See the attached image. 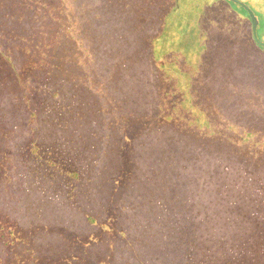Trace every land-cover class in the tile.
Listing matches in <instances>:
<instances>
[{
  "label": "trees",
  "instance_id": "16d2710c",
  "mask_svg": "<svg viewBox=\"0 0 264 264\" xmlns=\"http://www.w3.org/2000/svg\"><path fill=\"white\" fill-rule=\"evenodd\" d=\"M229 1L237 3L252 22L246 7L238 1ZM188 2L189 0H0V75L6 77L5 81L0 79V137L34 136L30 126L42 120L44 114L45 119L48 118L46 122L50 123L49 128L56 135L60 127L72 123L78 124L83 130V140H89L90 143L94 141L93 145L100 146L96 144L97 139L112 140L109 137L114 138L122 148L126 143L130 157L134 158L132 162L137 167L132 171L141 170L138 160L149 152L146 146L150 140L177 138L183 142L194 137L197 141L192 149L194 153L186 155V150L180 147L182 145L178 146L175 163L171 151L166 148L164 150L163 156L171 160V167H163L165 171H178L182 175L187 169L191 170L183 181L180 178V183L176 182L174 185L184 190L183 195L172 197L178 202V206L173 208L166 205L168 208H163L164 217H173L171 219L174 220L165 230L176 233L181 238L208 234L212 240L215 238L209 247L221 239L259 236V239L248 243L249 253L259 255V263L264 264V192L261 191L258 198L257 189L260 186L257 185L256 189L244 186L231 191H219L213 183L202 181V175L194 173H213L218 184L225 188L228 183H236L234 172L227 173L228 168H216L217 163L222 166L226 164L223 158L220 157L215 162L206 158L207 147L201 141L206 136L221 135L223 140L227 136L242 137L245 133L257 136V141H239L233 150L240 157L248 159L247 166L254 161L264 169V141L261 140L264 137V121H257V115L252 111L244 114L245 111L236 104L233 109L244 115L243 121H237L239 117L233 119L234 115L229 112L228 116H224L226 112L211 115L210 109L214 105H207L210 90L206 93L203 89L200 91V87L204 88V81L199 79L201 75L186 71L188 61L199 71L198 66L210 69V64H214V55L208 47L213 39L207 28L209 4L192 2L189 7ZM194 5L198 7L196 16L187 18L184 14ZM257 18L258 34L259 26L264 29V17L260 15ZM195 25L200 29L193 31ZM251 36L255 46L264 49L256 40L253 29ZM196 42L200 49H195ZM227 42L226 48L231 46L230 48L237 49L232 47L237 42V36H232ZM191 47L195 50L191 51ZM245 49H240V52ZM220 57L224 58L223 55ZM256 60L257 63L253 66L252 58L229 57L228 60L223 59L219 68L241 88L242 81L238 78V73L244 74L241 65H249L244 85L254 75L258 78L264 76L262 59L258 57ZM211 71L218 73L216 70ZM223 74L221 77L224 78ZM189 75L196 77L193 79ZM17 83L32 93L37 90L38 94L26 101L20 94L12 92ZM6 89L10 90L12 100L7 97ZM47 90H50V99L46 97L49 92ZM30 117L34 119L31 125L21 123V118ZM60 122L63 124L60 125ZM97 136L101 139L95 138ZM133 141L139 144H132ZM94 158L97 157L93 153L92 158L88 156L89 165L84 169L93 167L90 160ZM109 163L117 169L123 167L118 153ZM172 167L175 168L170 169ZM73 169L70 176L78 179L80 174L76 167ZM77 184L73 187L76 188ZM243 184L244 181L240 185ZM2 190L0 195L3 193L5 200L10 196H17L21 201L31 199V204L36 202V206L20 207L24 211H41L37 206L41 198L37 199L39 195L33 191L26 190L21 195L8 192L10 195H7V191ZM112 191L101 188L94 194L103 200ZM130 195L129 192L119 198L114 191L112 197L105 199L110 201L107 206L101 201L108 221L106 224L124 225L129 221L128 226L132 225L130 213L126 208H121ZM75 205L77 204L73 201L66 208L61 207L58 202L49 204L48 208L52 207L51 222L62 221L68 229L75 224L81 229L91 227L96 220L95 214L85 213V218L82 217L80 223L72 220V216L76 214L73 210ZM0 206L1 212L8 216V209L1 201ZM56 210H61L62 215H54ZM26 219L30 220L31 217H21L19 224L30 226L26 225ZM106 224L103 223L100 227L103 228ZM11 226L0 225V248L3 251L7 243L2 241L1 233ZM36 231L37 229L34 230ZM61 235L66 237L64 233ZM56 242L62 243L59 235L56 236ZM200 245L202 243L196 246ZM30 247L32 254L37 252L31 242ZM204 247L196 251L202 254ZM217 249H222V246ZM27 250L29 254V248ZM225 253V249L222 252L212 250L211 256L215 259L211 260L212 263L223 261L231 264L233 261L234 264H242L247 261L243 264H255L244 259L238 260L235 256L241 255L238 250L234 252L235 255L225 256ZM19 258L25 263L14 264L36 262L35 259L28 261L24 253ZM196 259L198 262L202 261V255L197 254Z\"/></svg>",
  "mask_w": 264,
  "mask_h": 264
},
{
  "label": "rangeland",
  "instance_id": "374dc122",
  "mask_svg": "<svg viewBox=\"0 0 264 264\" xmlns=\"http://www.w3.org/2000/svg\"><path fill=\"white\" fill-rule=\"evenodd\" d=\"M239 1L248 6L256 17L260 15L264 17V0ZM192 2L209 4L207 28L210 30L213 39L208 47L214 55V64H210V69L206 66H198L201 70L199 71L192 62L188 61L186 71L197 76L201 75L202 78L199 77V79L204 81V88L200 87V91L203 89L206 93L208 89L210 90L207 105H214L210 109L211 115L215 116L217 112H226L224 116L231 114L234 115L233 119L239 117L236 120L243 121L245 120L244 115L233 109L234 104H236L245 111H242L244 114L252 111L257 115L255 117L257 121H264V76L258 78L254 75L251 77L252 80L244 85L243 82L248 75L246 69L249 65L247 67L241 65L244 74L238 73V78L242 81L240 88L234 83L232 77L223 74L222 69L219 68L223 59L228 60L229 57H237L238 59L242 57L248 60L252 58L253 66L257 63L256 58L260 57L264 64V49L257 48L251 39L252 22L247 19L244 10L235 2L229 0H189L187 6L191 7ZM197 8L194 5L184 15L187 18L196 16ZM260 27L258 37L264 43V29L262 30ZM197 28L200 29L199 26L195 25L192 30L195 31ZM232 36H237V42L232 45L237 49L230 48L231 46L226 48V44H228L226 41ZM197 39L199 38L197 37ZM195 45V49L201 48L198 47V42ZM191 48V51L195 50L193 47ZM244 48H246L245 51L240 52V49ZM220 55H223L224 58H221ZM243 64L245 63L243 62ZM211 70H216L218 73L216 74ZM222 74L225 76L224 78L221 77ZM195 75H189V77L194 79ZM0 76V79L5 81L6 77ZM13 88L14 91L12 92L20 94L26 101L33 99L38 94L37 90L32 93L21 88L20 83L15 84ZM47 91L49 92L46 93L48 95L46 97L50 99V90ZM6 92H8L7 97L12 100L9 94L10 90L6 89ZM22 104L24 105L25 102ZM259 116L260 118H258ZM20 120L22 124L29 125L34 122L32 117L21 118ZM46 121L48 118L45 119L43 114L42 120L34 126H30L34 136L30 135L26 138L0 137V191L3 188L7 191L5 193L7 195H10L8 192H12L13 195H21V192L31 190L34 194L39 195L36 197L37 199L41 198L37 204L41 211L34 209L31 213L32 210L27 212L20 208L36 206V202L31 204L33 202L31 199L21 201V198L17 196H10L5 200L2 197L3 193L0 195L2 205L8 209V216H5L0 210V225H12L1 233V239L7 245H5L4 251L0 248V264L25 263L22 258H19L21 253L26 254L28 261L35 259L36 262H32L33 264H215L211 261L212 259L215 261L211 256V251L221 250L222 252L223 249L226 250L225 256L234 254L238 250L241 255L234 254L238 260L244 259L250 263L260 264L261 257L249 253L250 248L248 246V243L259 239V236H237L227 240L221 239L209 247L215 238L212 240L208 234L189 235L181 238L176 233L165 230L174 220L171 219L173 217H164L163 208L178 206V202L172 197L183 195L184 190L174 185L176 182L180 183V178L183 181L184 176L188 175V171L191 170L187 169L182 175H179L178 171H172V173L165 171L163 167H171V160L169 157L163 156L164 150L166 148L171 151L175 163L178 146L182 145L180 147L186 150V155L194 153L192 149L197 144L194 137L183 142L177 138L150 140L146 146L149 152L143 154L138 160V164L142 166L141 170L132 171L133 168L137 167L132 162L134 158L133 156L130 157L126 143L122 148L119 143L115 142L114 138L109 137L113 141L97 139L96 144L100 146L93 145L94 141L90 143L89 140H83L81 136L83 130L78 124L72 123L60 127L58 135H56L49 128L50 123ZM59 124L62 125L63 122ZM35 127L37 129H34ZM92 137L90 136V138ZM227 137L222 140L221 135L206 136L202 139L207 142L200 141L205 145L204 147H207L206 158L212 162L217 161L220 157L225 160V167L217 163L216 168L222 170L228 168L227 173L234 172L233 176L236 183H228L225 188V186L222 187L218 184V179L214 177L213 173L208 171H194V173L199 176L202 175L200 178L202 181L213 183L219 191L225 189L231 191L244 186H252L256 189L260 186L257 189L259 191L258 198H260L261 191L264 192V169L260 168V165L254 161L247 166L248 159L240 157L233 150L239 141L246 139L249 143H254L258 137L251 136L249 133H245L242 137ZM95 138H100V136ZM261 140L264 141V137ZM89 143V147L86 148ZM135 143L139 144V142ZM75 151H78L77 154ZM153 151L156 153L154 154ZM90 152L95 154L97 158L90 160L93 167L84 169L88 168L89 165L88 156L92 158ZM116 153L119 154L122 161L123 167L121 169H117L111 166V162L109 163L110 160L114 159ZM73 167H76L80 174L78 179L70 176L71 170L74 171ZM173 168L175 167L170 169ZM235 171H240V173ZM242 181L244 184L240 185ZM76 183L78 184L75 188L73 186ZM101 188L113 191L103 197L102 200L94 194L96 190ZM114 191L119 198H122L126 193H131L121 207L126 208L130 213V221H133L132 225H129L130 227L128 226L129 221L125 222L124 225L106 224L108 221L104 216L102 204L107 206L110 203L109 200L105 199L112 197ZM71 200L78 205L73 208L74 213H76L72 216L74 222L80 223L82 217L85 218V213L95 214L96 220L88 229H81L76 224L68 229L62 221L51 222L52 207L48 208L49 204L58 202L61 203V207L66 208L71 204ZM101 201L104 203L101 204ZM54 215L61 216L62 211L56 210ZM28 216L31 219H26L25 223L30 226L24 227L22 223L19 224L21 217L26 218ZM103 223L106 225L101 228L100 225ZM35 229H37L36 232H34ZM63 233L66 234L65 238L61 235ZM55 234L61 237V244L56 242L58 235ZM30 242L37 249L36 253L32 254ZM199 243L205 246L202 254L196 251L202 247L201 245L196 246ZM0 245L2 244L0 243ZM86 245L93 249H89ZM220 246L222 249H217ZM27 248H29V254H27ZM236 248L238 249L236 250ZM193 254L196 255L193 256ZM197 254L202 255V261H196ZM221 262L218 264H226ZM231 264H234L233 261Z\"/></svg>",
  "mask_w": 264,
  "mask_h": 264
},
{
  "label": "water",
  "instance_id": "95a60500",
  "mask_svg": "<svg viewBox=\"0 0 264 264\" xmlns=\"http://www.w3.org/2000/svg\"><path fill=\"white\" fill-rule=\"evenodd\" d=\"M235 1H238L240 2L239 0H235ZM244 7H246V9L248 10L250 16H251V19H252V25H253V32H254V35L256 37V40L258 41V43L262 46H264V43L259 39L258 37V34H257V22H258V18L256 17V15L254 14V12L248 7V6H245L244 3L240 2Z\"/></svg>",
  "mask_w": 264,
  "mask_h": 264
}]
</instances>
